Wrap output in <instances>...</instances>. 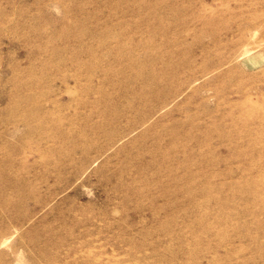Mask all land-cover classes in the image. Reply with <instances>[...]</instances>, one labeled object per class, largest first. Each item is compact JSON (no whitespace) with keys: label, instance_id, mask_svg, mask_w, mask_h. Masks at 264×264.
I'll return each mask as SVG.
<instances>
[{"label":"rangeland","instance_id":"374dc122","mask_svg":"<svg viewBox=\"0 0 264 264\" xmlns=\"http://www.w3.org/2000/svg\"><path fill=\"white\" fill-rule=\"evenodd\" d=\"M259 103L264 0H0V264H264Z\"/></svg>","mask_w":264,"mask_h":264},{"label":"bare ground","instance_id":"6f19581e","mask_svg":"<svg viewBox=\"0 0 264 264\" xmlns=\"http://www.w3.org/2000/svg\"><path fill=\"white\" fill-rule=\"evenodd\" d=\"M248 28V27H247ZM242 30V29H240ZM228 32H230L232 35V30L231 28L228 29ZM254 35L250 32L248 33H240L238 34L236 37L235 36H230L229 38H226V40H222V39H217L216 41V47L221 48L223 46H229V47H234L237 45H246L243 46L242 51H240L239 53H236L235 50H231V52L229 53V55L226 57V59L223 58V56L221 54L218 55V59H217V66L219 68H222L225 65H229L232 64L233 62H235V60L237 61V63H235V66H237V64L240 68L237 71H233L232 69H230L227 72V77H230L229 82L225 84V89H228L229 94L232 93H241V94H246V90H247V85L248 83L246 82V80L244 79L246 76L250 75L248 73V71L246 70V67L248 68V64L245 63L244 61V57H247L249 55H251V53L254 51V47H248L247 44L251 43L254 41ZM243 64V65H241ZM233 80L236 81V84L238 85V89H234L233 88ZM219 92V91H218ZM255 113H259L262 112L261 114L264 113V106L263 104H256L255 106ZM263 119H264V115H263ZM207 134H209V132H207ZM38 142V141H37ZM188 179H192L191 175H188ZM214 197H209L210 201H215L213 199ZM230 219V215L227 216ZM222 219V217L220 218ZM228 219V220H229ZM205 220V219H204ZM214 223V222H213ZM212 223H206V225L204 226V228L201 231V236L203 238H205L206 242V246H204V243H200V241H197L195 243V247L191 248L190 246H188L187 251H186V258H187V262H185L184 264H211L213 262L218 263V254L221 250H230L231 247L233 246V243L238 239V240H242V236H236L234 237L233 234H223L222 230L220 228H218L217 226H213L211 225ZM237 238V239H236ZM246 238V236H245ZM211 255V258L209 259L208 263H205V259Z\"/></svg>","mask_w":264,"mask_h":264}]
</instances>
